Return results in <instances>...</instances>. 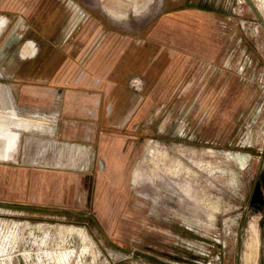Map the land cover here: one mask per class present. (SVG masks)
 Returning a JSON list of instances; mask_svg holds the SVG:
<instances>
[{"label": "rangeland", "instance_id": "rangeland-1", "mask_svg": "<svg viewBox=\"0 0 264 264\" xmlns=\"http://www.w3.org/2000/svg\"><path fill=\"white\" fill-rule=\"evenodd\" d=\"M112 1L0 0V264H264V0Z\"/></svg>", "mask_w": 264, "mask_h": 264}, {"label": "bare ground", "instance_id": "bare-ground-1", "mask_svg": "<svg viewBox=\"0 0 264 264\" xmlns=\"http://www.w3.org/2000/svg\"><path fill=\"white\" fill-rule=\"evenodd\" d=\"M106 1V0H102ZM112 1V0H111ZM113 3V1H112ZM138 5V4H137ZM110 11L111 8L107 4L105 5ZM36 47L34 43H27L26 47L22 50V56L26 57V55L32 56L35 54ZM5 122L0 123V143H4L5 145V154L7 156L10 155V152L17 149L18 142H19V136L21 130H28L29 128H32L33 125L39 127L38 124H35L32 119L23 118L20 117L15 110H12L6 117ZM37 121V120H36ZM39 124H43L41 121L38 122ZM83 235V234H82ZM85 239L87 237L85 236Z\"/></svg>", "mask_w": 264, "mask_h": 264}, {"label": "crops", "instance_id": "crops-1", "mask_svg": "<svg viewBox=\"0 0 264 264\" xmlns=\"http://www.w3.org/2000/svg\"><path fill=\"white\" fill-rule=\"evenodd\" d=\"M121 17H126V15H123V16H121ZM118 18H120V17H118ZM27 43V42H26ZM26 45V44H25ZM24 49V46H23V48H21V50H20V54L22 53V50ZM19 54V59H22V58H26V57H28V58H31V57H33L34 55H32V56H29V55H26V57H24V56H22V54L20 55ZM85 67H87V68H85V69H83V70H81L82 71V74H80L79 75V78L78 79H76L74 82L72 81V80H70V81H65V82H68V83H74V84H76L75 86L77 87V89L78 88H80L79 87V85L81 86V90H83L84 88H86V89H91V92H90V94H85L84 96H86V97H89L90 98V102H91V100H92V89L93 88H95V87H97V86H102V87H104V85H107V83H106V81H107V79H103V78H99V79H97V80H95V79H93V77H94V74H93V72H91L92 71V61L88 64V66H85ZM98 71H100V69L98 70ZM97 71V72H98ZM107 73V70H104L103 72H102V74L101 75H99V77H104V76H102L104 73ZM92 73V74H91ZM98 75V74H97ZM74 91H78V90H75V87H74V89L73 90H67V92H64V95H63V98H64V101H65V97L66 98H68L69 96H73V95H71V94H74L75 92ZM84 93V92H83ZM88 93V92H87ZM79 96H81V95H79ZM14 110H15V108H14ZM16 111V110H15ZM17 113V112H16ZM18 114V113H17ZM19 115V114H18ZM22 117V116H21ZM23 118H25V117H23ZM29 118H30V116H29ZM92 123V122H91ZM81 124V122H79L78 124H76L75 126H73V129H76L78 126L79 127H82L83 125H80ZM32 128H34V127H32ZM89 128V127H88ZM91 128V127H90ZM68 129H70V128H68ZM22 131V130H21ZM79 134H81L82 132H81V130H78L77 131ZM21 134V133H20ZM74 147V149H75V151L76 152H78L79 151V147L77 146V145H74L73 146ZM73 148H70L69 150H72ZM86 151H87V149H86ZM84 154H86V152H84ZM10 162H16V156H14L13 158H11V160H8V161H6V160H3V159H0V163H10ZM43 163V162H42ZM44 164V163H43ZM77 165V164H76ZM60 166H61V163H60Z\"/></svg>", "mask_w": 264, "mask_h": 264}, {"label": "trees", "instance_id": "trees-1", "mask_svg": "<svg viewBox=\"0 0 264 264\" xmlns=\"http://www.w3.org/2000/svg\"><path fill=\"white\" fill-rule=\"evenodd\" d=\"M181 15H185V14H181ZM177 16H179V15H177Z\"/></svg>", "mask_w": 264, "mask_h": 264}]
</instances>
